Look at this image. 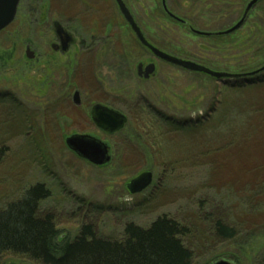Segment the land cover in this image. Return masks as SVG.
<instances>
[{
	"label": "rangeland",
	"instance_id": "obj_1",
	"mask_svg": "<svg viewBox=\"0 0 264 264\" xmlns=\"http://www.w3.org/2000/svg\"><path fill=\"white\" fill-rule=\"evenodd\" d=\"M60 1L55 3L63 4L67 18L78 17L84 27L94 21H125L113 0ZM125 1L162 49L191 54L206 49L213 70L230 74H248L264 62V55H254L264 46V36L252 39L253 52L239 54L235 47L224 54L210 48L208 37L196 36L180 23L166 21L161 30L156 0ZM235 1L178 0L176 7L169 0V5L193 29L216 33L234 26L250 0ZM263 1L248 13L242 27L247 20L249 25L241 27L234 40L244 32L264 31ZM31 13L19 14L18 21L26 20L19 35L43 53L47 32L38 29L37 21L31 26L34 30L27 29L28 19L38 18V13ZM9 28L0 35V49L6 51L12 49L13 39L7 35L12 26ZM222 37L210 38L217 41ZM17 44L8 72L0 71V148L5 149L0 161V208L42 183L50 196L41 203V211L54 214L62 235L73 237L82 225L91 224L99 236L119 239L127 223L148 228L156 218L167 216L188 229L183 241L193 254L191 264H260L259 258L264 256V73L244 77L254 78L253 83L244 78L220 81L157 63L160 67L154 79L140 84L130 78L123 89L107 78L109 65L116 60L104 55L92 61V53L83 50L76 69L82 102L92 98L86 89L95 91L89 85L94 70L108 82L106 87L115 90L110 105L126 117L121 130L105 136L75 116L77 112L67 101L57 105L51 99L47 104L43 93L36 95L28 81L41 80V75L22 68L30 59L22 42ZM66 115L73 119H61ZM86 133L110 146L107 164L92 166L67 147L65 138ZM143 172L152 173V183L143 193L130 194L125 185ZM217 220L238 229V243L226 244L216 237L212 225ZM233 255L239 257L238 262ZM0 264L36 263L5 254Z\"/></svg>",
	"mask_w": 264,
	"mask_h": 264
},
{
	"label": "trees",
	"instance_id": "obj_2",
	"mask_svg": "<svg viewBox=\"0 0 264 264\" xmlns=\"http://www.w3.org/2000/svg\"><path fill=\"white\" fill-rule=\"evenodd\" d=\"M156 1L155 7L160 5L159 1ZM172 1L177 7L178 0ZM239 1L245 2V0ZM157 9L156 16L160 19L163 18L161 20L164 23L163 28L166 27V21L175 23L168 20L160 10V6ZM173 12L175 13L174 10ZM247 23L248 20L242 28L248 26ZM182 27L186 29L184 26ZM242 28L234 34L219 38L217 41H212L210 37L206 38L211 43L210 48L223 51L224 54L232 52L235 47H238L239 54L253 52L254 42L252 39L263 38L264 31L259 33L244 32L238 39L234 40V35L238 34ZM168 49L164 50L175 56L194 60L213 70L214 66H212L211 61L206 59V49H202L200 54L186 53L173 48ZM254 55H264V46L257 49ZM263 65L264 62L248 71H255L256 68H261ZM240 72L242 75L246 73ZM253 80L254 78L243 79L246 83H253ZM4 152L5 149L0 148V161L5 155ZM22 194L20 198L12 200L0 208V259L5 254H13V256L25 257L36 264L192 263L193 254L183 241V238L188 235V229L167 216L156 218L148 228L127 223L119 239H106V237L99 236L91 224L82 225L75 236L69 237L60 234L54 214L42 213L41 203L50 196V191L42 183L27 188ZM212 226L216 237L222 242L230 245L238 243V229L236 227L227 225L221 220L215 221ZM248 241L251 243V238ZM239 243V248L243 250L241 242ZM240 252L242 257L247 258L244 251ZM233 257L237 262L239 261L238 256L233 255ZM259 263L264 264V256L259 258Z\"/></svg>",
	"mask_w": 264,
	"mask_h": 264
},
{
	"label": "flooded vegetation",
	"instance_id": "obj_3",
	"mask_svg": "<svg viewBox=\"0 0 264 264\" xmlns=\"http://www.w3.org/2000/svg\"><path fill=\"white\" fill-rule=\"evenodd\" d=\"M113 1L116 4V1ZM60 2H63V0H61ZM123 2L133 16L136 25L139 27L146 41L155 48H158L159 51L161 50L170 55H173L171 54V52L163 50L158 45L157 40H154L155 38H152V34L149 36L148 32L143 29V26H141L137 22L135 14L133 13L131 7L128 5L127 1L123 0ZM167 3L168 2L166 0V5H168ZM64 8L65 7H63L62 3L58 5L57 2L55 3V0H19L14 20L7 27H5V29L0 31V35L4 34L10 29L9 27L12 26V31L7 33V35L11 36L13 39L11 46L12 49L10 51L0 49V71L1 73L4 71V74H6L5 72H8L6 68L9 65V61H13L15 57L16 50H14V47L16 48L18 46L17 41H19L20 43L22 42V45H24L26 51H29V54H31L32 56L28 63H23L22 68H27L28 71L33 70L41 75V80L30 78L31 81H28L29 85H31V88L37 90L36 95H41L43 93V96L46 98L45 103L47 104L51 99H53L57 105H59L61 100L67 101L70 104L71 108H74V110L77 112L75 116L78 115L77 117H80L82 120L87 121L88 123H90V125L93 124L97 128V130H99L101 134L103 133L105 136L114 135L116 132H107L95 121L94 118V109L100 106L103 109L120 113L119 111L115 110V108H113V106H111L108 102L109 97H112L115 93L114 88L109 89V87H106L105 84H108V82L104 79H100L99 76H96V73L93 70L91 75L93 76V79L89 85L93 86L95 88V91L92 92L86 89V91H89V93L91 94L90 96L92 97L91 99L89 98V102H82L80 91L77 90L78 88L80 89V87L82 89V85L80 84L81 79L79 82L78 73L76 72V69L78 68V61L82 55V51L89 50L90 53H92L90 54L92 61H97L99 60L100 56L104 55L116 60L117 64L112 63L111 65H109L110 67L107 71V78H109L113 84L117 83L118 85H122L120 87H123V89H125L124 82L126 80H130V78H134L140 84L142 82H148L154 79L157 76L160 67L157 65V63H160L161 66L163 65L170 68H181L172 66L157 59L149 49L144 47L138 41V38L136 37L131 26L128 22H126L119 11L118 12L120 13V16L123 18V20H125L123 23H101L100 21H94L91 23H86L87 26L84 27L82 25L84 22L82 21L83 23H80L78 17H74V19L67 18V16L65 15L66 10ZM160 8V10H162L168 20L176 23L175 20L168 17V15L165 13L162 7L161 0ZM167 8L169 9L170 13L175 15L169 5L167 6ZM155 10H158L157 7H155ZM22 11L23 13H38V15H36L38 16V18H34L33 16L28 19L27 24L29 23V25H27L26 27L28 30H34V28H31V26H34L35 22L37 21L38 29L41 27V30L47 32L48 37L45 45L43 46V53H40L37 50V47H35L30 40L23 39L19 35L20 30L26 23V20L24 19L18 21V16L20 13H22ZM158 19L160 18H156L157 26L160 25L159 27L162 30L164 23ZM182 20H184L185 23H180V25L184 26L189 32H191L190 28H194L191 23L185 19ZM99 45L101 46L100 49H98ZM180 58L186 59L183 57ZM149 59H153L155 60V62L150 61ZM14 64H16L17 67V63L15 62ZM150 64L155 65V72L148 79H145L143 75L138 74V67L140 66L142 68L140 73L144 74L143 72H145V68ZM134 66L135 69L133 70ZM181 71L184 70L182 69ZM14 72L15 71H10V74L14 75ZM190 73H193V71ZM193 74L197 75L201 73ZM14 80L18 81L19 76L14 77ZM70 90L73 91L72 95H70ZM75 95L77 97H75ZM75 99H77V102L75 101ZM67 115L63 116V118L61 119H65L68 121L70 119H73L68 118L69 115ZM81 136H88L101 141L100 139H98L97 135H94L92 133H86ZM106 145L108 146L107 148L109 149V155L111 157V148H109L110 146L108 144Z\"/></svg>",
	"mask_w": 264,
	"mask_h": 264
},
{
	"label": "water",
	"instance_id": "obj_4",
	"mask_svg": "<svg viewBox=\"0 0 264 264\" xmlns=\"http://www.w3.org/2000/svg\"><path fill=\"white\" fill-rule=\"evenodd\" d=\"M19 0H0V31L5 29L13 20L14 16L16 15L17 5ZM116 4L119 8V12L122 14L124 19L129 23L132 30L134 31L136 37L138 38V41L147 49L152 52V54L162 62H166L172 66L181 68L184 71L192 72L193 73H201L206 76H209L211 78H214L215 80H229V79H238V78H244L245 76H257L259 74L264 73V66L260 69L250 72L248 74H230L226 72H219L214 71L212 69L207 68L206 66H203L199 63H196L191 60H185L182 58H178L175 56H172L164 51H159L158 48H155L150 43L146 41L144 38L142 32L140 31L139 27L136 25L130 11L128 8H126L125 3L123 0H115ZM162 1V7L165 11V13L168 15V17L172 18L178 23H185L184 20L179 19L177 16L170 13L169 9L166 5V0ZM262 2V0H250L247 5L245 6L243 15L241 19L231 28L222 31L216 32V33H208V32H202L200 30L191 29V32L196 36L201 37H213V36H226L229 34L234 33L235 31L239 30L242 25L244 24L248 13L252 10V8L258 3ZM31 54L27 52V58L31 59ZM141 67H138V74L143 75L145 79H148L154 72H155V65L150 64L145 68L144 74H141ZM75 97H77L75 95ZM77 102V99H75ZM94 118L95 121L107 132L109 133H115L123 128V125L126 123V117L122 114L112 111L103 109L101 106L96 107L94 109ZM66 145L67 147L72 150L79 158L82 160H85L92 164V166H102L107 164L110 161V155H109V149L108 146L91 137L88 136H81V135H73L66 139ZM152 183V173L151 172H143L137 177L133 178L127 184L125 185L127 191L130 194H140L143 193L150 184ZM213 264H230L226 261H219L215 262Z\"/></svg>",
	"mask_w": 264,
	"mask_h": 264
}]
</instances>
